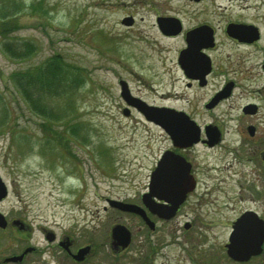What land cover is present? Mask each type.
<instances>
[{"label":"rangeland","instance_id":"obj_1","mask_svg":"<svg viewBox=\"0 0 264 264\" xmlns=\"http://www.w3.org/2000/svg\"><path fill=\"white\" fill-rule=\"evenodd\" d=\"M15 1L19 4L18 7L13 4L18 10L15 17L19 27L7 37L0 35V177L8 190L7 196L0 200V212L7 220L22 219L29 223L32 232L27 234V241L36 246L44 244L42 228L71 234L77 242L88 239L100 242L109 238L110 222L128 221L134 234L128 249L112 255L109 246H101L84 264H228L220 250L229 230L227 212L220 218L201 216L198 233L188 236L185 232L187 236H184L177 231L172 237L169 229L163 233V223L158 224L155 232H150L146 227L139 229V223L132 218L101 209L104 196L129 197L141 188L140 181L146 179L147 166L155 159L159 147L157 133L153 130L151 155L146 148H136L131 139L133 119L117 118V74L123 77L129 74V84L134 90L158 100L148 87L152 85L151 89L160 92L159 65L163 59L170 63L179 40L161 37L153 25L155 16L176 12L182 6L184 12L175 14L181 15L185 24L194 23L201 15L193 14L192 6L197 8L205 3L188 5L184 0ZM2 2L0 0V5ZM29 4H37L46 13L29 12ZM129 14L135 19L132 27L120 23L128 19ZM16 43L25 50V43H30L33 51L15 57L4 45ZM52 55L58 56L69 71L81 75V82L63 97H45L47 103H56L53 107H59L55 109V114L61 112L57 118L37 112L11 76L45 64ZM121 69L127 73L118 72ZM67 77L70 79L71 75ZM170 77L171 72H164L163 64V88ZM244 101L241 99L236 105ZM224 109L228 108L220 106L211 113L218 115ZM250 121L257 123L259 131H264V109ZM126 122L128 126L124 125ZM136 123L137 130L146 133ZM54 130L67 136L65 152L57 147L60 135ZM75 133H84V142ZM125 140L128 144L123 151L133 155L137 164L145 151L144 170H121L116 159ZM220 151L218 147L216 153ZM256 166L254 162L241 161L226 169L227 164L219 172L225 183L210 198L217 196L220 200L235 195L234 191L240 186L236 181L229 182L234 168L239 169L242 179H254L263 189ZM131 167L136 168L134 164ZM205 208L210 209V204ZM22 236L10 226L0 229V264H15L4 259L18 253L28 243L19 239ZM40 257H45L46 261ZM54 260L44 248L40 255L31 254L22 264H56Z\"/></svg>","mask_w":264,"mask_h":264},{"label":"flooded vegetation","instance_id":"obj_2","mask_svg":"<svg viewBox=\"0 0 264 264\" xmlns=\"http://www.w3.org/2000/svg\"><path fill=\"white\" fill-rule=\"evenodd\" d=\"M189 3H205L197 8L192 6L193 14L201 15L194 23L185 24L183 17L175 14L184 12L182 6L180 10L170 14L157 13L154 19L153 25L161 37L179 40L174 58L170 63L163 59L159 65L160 92L151 89L152 85L148 87L154 93L152 96L156 95L158 100L145 97L140 91L134 90L129 84V74H125V77L121 73L117 74V118L127 121L133 119V124H130L131 139L136 148H146L151 155L150 133L153 130L157 133L159 147L155 159L147 166L146 179L140 181L141 188L129 197L104 196L101 198L104 203L101 209L105 213L113 212L132 218L139 223V229L146 227L150 232H155L158 224L163 223V233L169 229L172 237L177 231L184 236L198 233L201 216L220 218L221 214L227 212L229 230L226 240L220 246L222 258L228 264H264V239L260 251L245 260L232 258L226 248L233 225L240 218L246 220L249 226L261 223L264 226V188L260 189L254 179H242L239 169L234 168L230 172L229 182L236 181L240 186L234 191L235 195L220 200L217 196L210 198L225 183L219 172L227 164L226 169L232 163L241 161L256 163L261 185H264V131H259L257 123L250 121L264 109V0H184V4ZM128 17L120 23L132 27L135 23L134 16L129 14ZM163 64L164 72H171L170 79L164 85L165 89ZM118 72L127 73V70L121 69ZM241 99L245 101L237 106ZM224 105L227 110H221L218 115L211 113ZM146 107L151 108V112L147 113ZM167 113H178L180 116L168 118ZM169 121L173 125L168 126ZM136 122L146 133L137 130ZM225 124L228 126L223 127ZM124 125L128 126V122ZM74 135L84 142V133ZM62 136L63 139L57 138V147L65 152L67 145L64 140L67 136L60 134ZM126 143L128 144V140L119 147L116 159L121 170H144L145 151L139 156L141 161L138 160L137 164L133 161V155L129 156L123 151ZM218 147L222 151L217 154ZM133 164L136 168L131 167ZM158 165L161 196L150 195L149 199L161 205L163 217L149 210L143 196L150 191L152 173ZM112 200L137 205L140 212L121 209L112 205ZM207 203L210 204L208 210L205 208ZM13 220L14 218L7 220V226L1 230L10 226L11 230L16 229L23 234L22 238L19 237L20 240L28 242L27 234L32 232V226L22 219H16L18 222L14 225ZM127 222L124 219L110 222L107 230L109 238L100 242L91 239L77 242L71 234H58L49 228H42L43 246L28 242L18 253L13 254L23 253L25 248L31 247L20 260L4 261L22 264L31 254L40 255L44 248L48 249L56 264H84L101 246H109L112 255L123 253L134 239ZM120 228L127 231L126 244H122L118 238ZM83 247H89L83 258H74L73 255ZM41 258L46 261L45 257Z\"/></svg>","mask_w":264,"mask_h":264},{"label":"trees","instance_id":"obj_3","mask_svg":"<svg viewBox=\"0 0 264 264\" xmlns=\"http://www.w3.org/2000/svg\"><path fill=\"white\" fill-rule=\"evenodd\" d=\"M13 4L17 7L19 5L15 0H3L2 5H0V35L2 37H7L12 30L19 27L15 17L18 10H16L17 8H13ZM29 8V12L46 13L45 9H42L37 4H29ZM4 47L6 51L15 57H23L28 52L33 51V46L30 43H25L26 50L17 43L13 45L5 44ZM67 67V65H62L58 56L52 55L45 64L24 73L15 72L11 76L16 87L19 88L23 96L37 112L49 118H57L61 115V112L59 115L55 114L57 112L55 109L59 107H53L56 103H47L45 97L61 98L71 87L81 82L80 72H71ZM68 74L71 75L70 79L67 77ZM51 99L48 98V100ZM54 132L57 133L55 130ZM59 138L61 137L59 136Z\"/></svg>","mask_w":264,"mask_h":264},{"label":"water","instance_id":"obj_4","mask_svg":"<svg viewBox=\"0 0 264 264\" xmlns=\"http://www.w3.org/2000/svg\"><path fill=\"white\" fill-rule=\"evenodd\" d=\"M160 23L161 21H159V24ZM145 110L147 113L151 112V108L149 107H146ZM166 116H168V118H173V117H178L180 115L178 113L177 115L172 113H167ZM167 125L168 126L173 125V123L169 121ZM159 168L160 166L158 165V167L153 171L150 191L148 193H145L143 196L146 198L144 202L145 205L149 208V210L152 213H155L158 216L163 217V208L161 207V205L149 199L150 195H156L158 197L161 196L162 186H161ZM7 193H8L7 186L0 177V200L5 198L7 196ZM112 205H116L121 209H125L128 211L140 212V208L134 204H127L121 201L112 200ZM17 222L18 220L16 219L12 221L14 225H17ZM149 224L150 226H152L151 222H149ZM6 226H7V219L5 215L2 212H0V228L4 229ZM19 228H21V226H19ZM117 233H118V238H120L121 240V243L126 244L128 241L127 231L120 228ZM49 239L52 238L49 237ZM263 239H264V226L262 223L261 225L259 224L257 226H253V225L249 226V223H247L246 220H242V218H240L233 225V230L231 232L228 242L226 243L227 253L236 260H245L250 255L257 254L260 251ZM87 248L89 247L80 248L77 251V253L73 255V257L76 259L83 258V254ZM30 249L31 247H27L25 248L23 253L8 256L4 260L18 261L22 258L23 254Z\"/></svg>","mask_w":264,"mask_h":264}]
</instances>
